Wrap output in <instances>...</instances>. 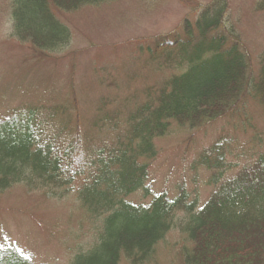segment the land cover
Instances as JSON below:
<instances>
[{"label": "trees", "instance_id": "obj_1", "mask_svg": "<svg viewBox=\"0 0 264 264\" xmlns=\"http://www.w3.org/2000/svg\"><path fill=\"white\" fill-rule=\"evenodd\" d=\"M103 1L11 0L13 34L39 51H60L70 33L54 9ZM184 1L193 4L194 19L184 17L180 31L160 36L147 48L173 73L155 95L145 90L150 99L129 113L113 145L88 146L77 125L48 132L30 111L0 120V190L19 181L63 187L85 176L78 197L87 213L104 217L98 242L70 264H119L121 257L147 264L173 227L189 242L181 248L182 264H264V150L201 205L189 200L183 187L170 197L152 193L146 184L148 160L156 155L154 139L165 135L171 123L201 130L249 96L264 106V52L254 76L245 46L226 24L229 1ZM73 105L78 118L75 98ZM227 144L217 142L198 159L213 171L211 181L223 172ZM139 190L149 201L129 198ZM0 264L31 263L16 246L0 243Z\"/></svg>", "mask_w": 264, "mask_h": 264}, {"label": "rangeland", "instance_id": "obj_2", "mask_svg": "<svg viewBox=\"0 0 264 264\" xmlns=\"http://www.w3.org/2000/svg\"><path fill=\"white\" fill-rule=\"evenodd\" d=\"M228 1L226 24L249 52L256 75L264 52V0ZM192 5L184 0H107L59 11L57 17L69 27L71 40L66 49L48 51V56L13 35L11 0H0V120L28 110H39L43 120L44 106L49 113L44 126L63 129V104L70 108L66 113L71 114V128L74 89L86 144L113 145L118 135L122 137L126 126L119 127L127 124L129 113L150 99L145 90L159 92L173 73L161 69L146 48L153 46V39L180 31L184 17L193 19ZM192 132L173 123L154 140L157 151L148 161V185L151 192L170 197L183 187L188 199L201 205L220 183L252 165L264 150V107L247 100L238 113L217 119L188 141ZM227 141L223 172L211 181L213 171L198 159L217 142ZM84 182L85 176L79 175L63 187L19 181L0 190V243L17 246L34 264H70L76 253L98 242L104 217H93L83 207L78 191ZM129 198L149 201L140 190ZM188 243L178 227L171 228L147 264H182L181 248ZM119 264L130 262L121 257Z\"/></svg>", "mask_w": 264, "mask_h": 264}]
</instances>
